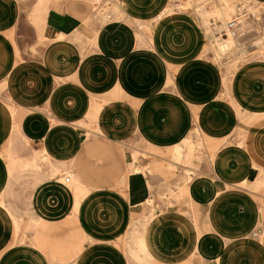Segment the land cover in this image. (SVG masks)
Returning a JSON list of instances; mask_svg holds the SVG:
<instances>
[{
  "label": "crops",
  "instance_id": "1",
  "mask_svg": "<svg viewBox=\"0 0 264 264\" xmlns=\"http://www.w3.org/2000/svg\"><path fill=\"white\" fill-rule=\"evenodd\" d=\"M193 3L0 0V264H264V43Z\"/></svg>",
  "mask_w": 264,
  "mask_h": 264
},
{
  "label": "rangeland",
  "instance_id": "2",
  "mask_svg": "<svg viewBox=\"0 0 264 264\" xmlns=\"http://www.w3.org/2000/svg\"><path fill=\"white\" fill-rule=\"evenodd\" d=\"M194 3L191 6H194L195 9H193L196 14L200 17V20L203 22L204 28L206 30V34L208 36L207 41V47H206V54L214 61H217L220 65L224 66L226 68L227 73H232L239 64H241L243 61L247 60V58H244V56L240 55V52L237 49H233V51H229L225 56L219 57V53H221L220 49V43L217 40V34L225 28V23L221 24V21L216 18L211 13H215L217 9L216 0H193ZM228 6L230 9H232L231 14L232 16L236 12L237 5L239 3L247 2V0H227ZM252 11L258 12V18L261 19V22L264 25V7L258 6L257 4L252 3L251 7ZM113 12H118L117 9H113ZM109 13V7H105L103 9H100L99 13H95V17H98V19L101 21V23L105 22L106 14ZM227 40H229L227 38ZM263 43H264V33L261 36V39H259V42L257 41L256 48H254L255 51L261 52L263 50ZM226 45V44H224ZM234 46V45H232ZM224 55V54H223ZM251 55V54H250ZM199 148V149H198ZM202 149L201 145L192 144L191 142L186 143L184 145L183 151H182V158L183 156L192 157L190 160H184L181 158V160L173 159L174 161L187 165L189 167H193L192 161L194 160V155L198 150ZM196 159H198L196 157ZM187 174L189 172H186Z\"/></svg>",
  "mask_w": 264,
  "mask_h": 264
},
{
  "label": "built area",
  "instance_id": "3",
  "mask_svg": "<svg viewBox=\"0 0 264 264\" xmlns=\"http://www.w3.org/2000/svg\"><path fill=\"white\" fill-rule=\"evenodd\" d=\"M252 0L239 3L237 10L230 20L225 24V28L217 34V39L231 38L234 42L233 49H237L241 56L247 58L254 52L257 41L264 33V25L258 18V12L252 11ZM70 177L65 178V182H70Z\"/></svg>",
  "mask_w": 264,
  "mask_h": 264
},
{
  "label": "bare ground",
  "instance_id": "4",
  "mask_svg": "<svg viewBox=\"0 0 264 264\" xmlns=\"http://www.w3.org/2000/svg\"><path fill=\"white\" fill-rule=\"evenodd\" d=\"M229 40L227 39H223V38H219V40H217L218 42H221L219 45H220V51L222 53V55H226L231 49H232V45L234 44L233 40L231 38H228ZM226 44V45H224Z\"/></svg>",
  "mask_w": 264,
  "mask_h": 264
}]
</instances>
